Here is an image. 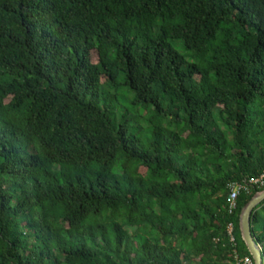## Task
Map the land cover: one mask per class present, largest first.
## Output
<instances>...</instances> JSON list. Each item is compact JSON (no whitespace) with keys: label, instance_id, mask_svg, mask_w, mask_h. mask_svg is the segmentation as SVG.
<instances>
[{"label":"trees","instance_id":"16d2710c","mask_svg":"<svg viewBox=\"0 0 264 264\" xmlns=\"http://www.w3.org/2000/svg\"><path fill=\"white\" fill-rule=\"evenodd\" d=\"M263 174L264 0H0V264H236Z\"/></svg>","mask_w":264,"mask_h":264},{"label":"water","instance_id":"95a60500","mask_svg":"<svg viewBox=\"0 0 264 264\" xmlns=\"http://www.w3.org/2000/svg\"><path fill=\"white\" fill-rule=\"evenodd\" d=\"M264 202V191L259 192L243 209L240 217V228L243 240L253 255L255 264H264V245L259 243L252 232V214Z\"/></svg>","mask_w":264,"mask_h":264},{"label":"built area","instance_id":"2783aa9c","mask_svg":"<svg viewBox=\"0 0 264 264\" xmlns=\"http://www.w3.org/2000/svg\"><path fill=\"white\" fill-rule=\"evenodd\" d=\"M229 197H228V204H229V212L233 213L237 209V204L239 197L241 194L245 193L250 195L253 190L256 188L264 187V174L259 178L245 180L242 183L233 182L229 183ZM230 235L232 236V226L229 227ZM234 241V238H231ZM236 264H255L254 258L250 256L240 257L238 254L235 255Z\"/></svg>","mask_w":264,"mask_h":264},{"label":"rangeland","instance_id":"374dc122","mask_svg":"<svg viewBox=\"0 0 264 264\" xmlns=\"http://www.w3.org/2000/svg\"><path fill=\"white\" fill-rule=\"evenodd\" d=\"M91 57H92V61H96L97 60V54L95 52H92V56ZM263 216H264V213H263ZM129 232H131V231H129Z\"/></svg>","mask_w":264,"mask_h":264}]
</instances>
